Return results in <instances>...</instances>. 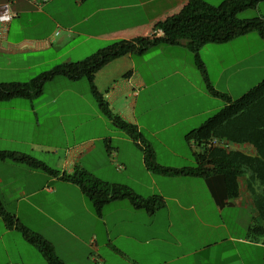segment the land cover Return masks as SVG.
<instances>
[{
    "label": "crops",
    "instance_id": "1",
    "mask_svg": "<svg viewBox=\"0 0 264 264\" xmlns=\"http://www.w3.org/2000/svg\"><path fill=\"white\" fill-rule=\"evenodd\" d=\"M185 1L0 0L16 15L0 34V83H29L61 64L85 60L115 41L137 37L155 19ZM204 1L217 5L223 0ZM254 10L255 17L264 18V1ZM208 48L206 51L212 49ZM190 54L182 44L159 46L143 55L113 60L94 79L111 110L138 127L157 163L165 167L195 165L193 146L185 136L214 113L216 108L206 102L216 97L206 91L202 81L196 88L202 99L191 103L163 99L157 105L143 101L140 117L136 109L141 94L150 96L158 87H163L160 93L168 92L176 83H188L176 59L188 62ZM258 54L263 55L264 49ZM246 60L232 65L238 74L244 72L240 67ZM228 70L222 69L220 77ZM258 70L264 72V65L259 64ZM84 80L51 79L46 85L60 86L61 91L48 101L40 99L44 91L33 99L0 101V151L27 154L22 146L32 153L37 148H46L53 155L65 151L57 159V176L0 161L4 208L42 235L65 264H264V236L251 230L264 225L257 195L243 183L237 197L226 199L213 195L204 178L151 173L142 145L102 115L89 99L90 84ZM45 107L62 108L49 114L43 113ZM53 119L55 125L50 123ZM177 125L183 127L179 136L168 133ZM40 128L65 144L39 143ZM103 128L105 135L99 134ZM172 140H177L176 146L171 145ZM100 141L105 143L103 151L96 147ZM77 169L102 182L127 186L144 198L159 195L165 204L148 213L127 200L111 201L99 217L81 189L61 178ZM0 264L47 262L18 231L7 229L0 217Z\"/></svg>",
    "mask_w": 264,
    "mask_h": 264
},
{
    "label": "trees",
    "instance_id": "2",
    "mask_svg": "<svg viewBox=\"0 0 264 264\" xmlns=\"http://www.w3.org/2000/svg\"><path fill=\"white\" fill-rule=\"evenodd\" d=\"M262 1L223 0L212 5L204 0H187L155 19L149 24L148 31L137 37L115 41L85 60L61 64L29 83H0V101L39 97L46 83L57 76L69 81L85 79L90 84L91 94L102 115L115 128L142 145L147 170L159 176L204 178L213 195L226 199L237 197L244 183L252 195H257L256 202L264 218V78L242 96L233 99L231 95L212 86L198 54L205 45L224 44L252 32H256L264 43V18L239 17L245 11L256 9ZM179 44L192 52L206 91L224 103L215 115L186 134L185 140L193 146L195 166L191 168L159 165L153 149L143 140L138 127L115 114L94 83L96 73L113 60L143 55L163 45ZM5 160L24 164L52 176L59 175L58 171L28 154L0 151V161ZM61 178L81 189L99 217L111 201L127 200L135 209L148 213H154L165 204L159 195L141 197L127 186L102 182L83 169L63 174ZM0 217L7 229L18 231L28 244L39 251L47 264H65L42 235L21 224L4 208L1 201ZM251 230L264 236V225L253 226Z\"/></svg>",
    "mask_w": 264,
    "mask_h": 264
},
{
    "label": "rangeland",
    "instance_id": "3",
    "mask_svg": "<svg viewBox=\"0 0 264 264\" xmlns=\"http://www.w3.org/2000/svg\"><path fill=\"white\" fill-rule=\"evenodd\" d=\"M216 1L217 0H215L214 2ZM257 14L258 13L256 10H248L240 14L239 17L241 19L254 18ZM208 47H211L212 49L206 51L207 49H209ZM261 48L264 49V43L261 41V39L259 38L256 32H252L243 35L241 37L235 38L234 40L230 41L228 44H224V46H220L216 44H213L212 46H206V48L200 49L198 54L200 60L204 64L206 73L208 75V78L212 86L215 85L219 87L220 92L227 93L231 95L233 99H236L242 96L250 88L255 86V84H257V82H260L261 78L264 77V72L258 70L259 64L264 65V54L263 55L258 54L259 51H261ZM189 57L190 59L188 58V62H186L187 59L185 58H182L181 60L176 59V64H181L182 75L184 76V78L187 80L188 83H186L185 81L181 83H176L173 86L174 90L168 92L164 91L160 93L159 90L162 89L163 87H158L153 91V94L150 96L144 97V94H141V96L139 97L138 107L136 109L137 116L140 117L141 106L143 104V101H145L148 105L150 104L157 105L163 99L185 101V102L188 101L190 103L202 99L201 96H199V93L196 92L197 91L196 88L199 87V83L201 84L202 81H203V86L205 87L203 76L201 75V73L199 72L198 68L195 65L194 56L190 54ZM243 58H248V60H246V63H244V65L240 67L244 69L243 70L244 72L243 73L240 72L238 74L236 72L237 67H233L232 65L233 64L237 65V63ZM222 69H227L229 72L228 71L225 72L224 76L220 77L221 76L220 72L222 71ZM231 73H233L232 77L230 79H227V75L229 76ZM57 77H62V76H57ZM43 91H44L43 96H41L40 99H42L41 101H48L53 98V95L60 93L61 87L60 86L52 87L46 85ZM167 93H169V95ZM64 95H68V93H65ZM88 97L91 101L95 103V105H97L93 96L90 93L88 94ZM62 98L63 96H61V99ZM206 104L207 106L209 104L210 106L208 107L210 108L211 107L216 108L214 113H212V115L206 117L209 119L222 108L224 103L219 98H211L207 100ZM61 108L62 107H56L55 109L56 111H54V109L51 107H45L43 109V113L50 114V112H59ZM50 123L51 125L52 123L53 125H55L56 120L53 119ZM184 126L189 127L191 126V124H185ZM42 129L43 128H40V134H37V138H40L38 139L39 143L47 142L49 144L58 145V146H61V144H65V141L61 139L48 137L46 135V131L42 132L41 131ZM57 130L60 131L59 129ZM182 130H183L182 125L179 126L177 125V127L168 130V133L174 136L175 135L179 136ZM58 131H56V133ZM96 132H98V130H96ZM88 133L89 131L87 130V134ZM30 134L29 136H31ZM99 134L102 135L106 134L104 128L102 129V131H100ZM170 142L171 145L173 144V146L177 145V140H172ZM96 145L98 149L101 148V151H103L102 149L105 148V143L103 141L96 142ZM20 148H22L21 150L24 151L26 150L28 152L27 154L30 155L31 157L39 161L45 162V164L48 167L53 168V170H57L59 168L56 167L57 159L59 156L62 155L64 157V153H65V151H58L59 155H57L58 153L56 155H53L52 152L48 151L46 148L34 149L32 153L31 151L32 149H30L27 146H22ZM115 165L117 164L115 163Z\"/></svg>",
    "mask_w": 264,
    "mask_h": 264
},
{
    "label": "built area",
    "instance_id": "4",
    "mask_svg": "<svg viewBox=\"0 0 264 264\" xmlns=\"http://www.w3.org/2000/svg\"><path fill=\"white\" fill-rule=\"evenodd\" d=\"M15 16V13L11 10L8 3L0 4V24L2 26L0 34L2 33L1 31L4 32L7 30V26Z\"/></svg>",
    "mask_w": 264,
    "mask_h": 264
}]
</instances>
